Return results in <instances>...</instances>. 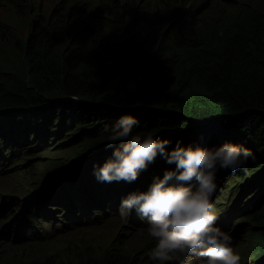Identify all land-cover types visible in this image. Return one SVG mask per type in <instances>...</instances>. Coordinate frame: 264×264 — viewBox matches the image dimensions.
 <instances>
[{
    "label": "trees",
    "instance_id": "16d2710c",
    "mask_svg": "<svg viewBox=\"0 0 264 264\" xmlns=\"http://www.w3.org/2000/svg\"><path fill=\"white\" fill-rule=\"evenodd\" d=\"M36 18L34 13L23 18L24 25L32 26L29 43L11 44L16 33L0 25V36L10 47L11 55L0 58V123L10 125L17 138L9 142L4 137L3 132L9 127L3 123L0 155L3 149L25 151L32 145H36L35 149L45 147L52 139L65 136L69 139L66 144L84 139L66 157H84L95 152L93 143L98 142L101 147L102 141L107 144L101 135L105 125L130 114L138 121L134 131L153 130L162 136L178 132L174 141H170L171 147L177 141L183 146L203 147L233 142L253 152L256 159L249 160L246 171L221 170L217 174V178H228L230 189L219 202L238 193L243 176L247 179L256 174L255 179H247L248 184L256 190L260 186L264 189V0L238 8L218 24H205L198 29L181 25L179 29L166 30L165 24L163 29L149 32L141 20L122 19L123 15L116 21L107 19L105 27L92 22L43 25ZM118 75L126 81L148 85V94L143 88L145 94L134 92L126 99L111 98L106 102L81 99L74 103L67 101L69 94L50 101L39 93L41 88L61 81L94 86ZM159 91L163 92L164 101H154L153 96ZM124 102L128 106L121 105ZM141 104L144 106L140 107ZM68 130L72 132L64 134ZM31 135L41 138L30 142ZM151 167L153 179L171 166L158 157ZM78 176L77 173L67 176L66 184ZM107 193L88 201L84 207L67 211L64 218L71 220L80 213L74 219L78 225L96 207L103 213L113 210L108 204L114 195L112 190ZM38 215L53 217L49 210H41ZM250 222L262 230L249 232L257 243L255 251H264V209ZM85 264L145 263L112 249L101 260Z\"/></svg>",
    "mask_w": 264,
    "mask_h": 264
},
{
    "label": "rangeland",
    "instance_id": "374dc122",
    "mask_svg": "<svg viewBox=\"0 0 264 264\" xmlns=\"http://www.w3.org/2000/svg\"><path fill=\"white\" fill-rule=\"evenodd\" d=\"M255 2L256 0H0V25L6 27L8 32L16 33L12 38L13 42L12 39L10 41L11 44L19 41L21 43L30 42L32 26L24 25L23 18H28L33 13L37 16V21L43 25L50 23L76 25L92 22L105 27L107 19L116 21L117 17L123 15L122 19L133 17L141 20L144 27H148L149 32H154L155 28L163 29L161 27L165 24H167L166 30L171 27L179 29L181 25L187 27L191 25L198 29L203 28L205 24H218L238 8L253 6ZM119 12L122 14L119 15ZM2 40L3 37L0 36V58L5 59L6 56L11 58L10 47L7 46V42ZM143 88L148 94V85H140L136 80L126 81L118 75L94 86L61 81L40 90L50 100H54L55 96L66 97L69 94L70 97L77 98L78 102L79 99L106 102L111 98L126 99L134 92L145 94ZM153 99L158 102L164 101L163 92H156ZM72 100L75 101L73 98ZM127 104L124 102L121 105L128 106ZM132 106L136 107L137 105ZM143 106L141 104L140 107ZM150 108L147 107V109ZM3 123L9 127L7 132H3L4 137L9 142L12 139H17L14 137V131L10 129L12 128L10 125L1 121L0 127L4 126ZM72 130H68L64 134H68ZM177 134L178 132H175L174 135L157 134V136L159 139L174 141ZM33 137L34 135H31V138ZM68 141L69 139L63 136L61 139H52L45 147L35 149L36 145H32L25 151L14 150L12 158L9 160L5 158L0 163V264H85L89 260L103 258L105 253L111 249H118L129 255L130 258L137 257V260L142 263L154 264L146 255L154 247V241L143 231L146 228L143 223H135L129 219L125 222L116 213L109 216H105L104 213H96L100 217L98 224L83 226L69 224L66 226L63 223L65 211L57 209V203H55L62 197L49 190L48 185L50 184L45 178L49 174L47 171L55 169L56 166H52V164L55 161H61L58 158H70L66 156L84 139L66 144ZM30 142L35 141L31 140ZM105 142L107 143V141ZM101 144L102 147L98 145V142L93 143L95 152H90L87 156L97 155L100 157L112 152L107 144L104 145V141ZM2 145L0 142V148ZM7 150L10 151V149ZM64 150L69 151L64 153ZM11 154L12 151L6 157H11ZM62 169L73 171L75 166L66 162L63 168L55 174L64 173ZM44 176L41 184L40 179ZM246 177H242L240 184L247 185L249 183ZM255 177L256 174H253L252 179ZM242 185L239 194L245 191V187ZM260 191L244 193L246 196H241L240 209H237L234 204L231 209L227 210L223 203H219L225 220L230 217L228 225L231 228L226 232L233 235V245L241 256L240 264L245 261H248V264H263L262 252L251 257L255 244L247 237V233L255 231L251 229L256 228H250L249 220L244 219L264 209V201L259 204V201L264 199V194L257 195ZM32 196L39 198L38 205L52 209L58 217L54 223L37 219L35 207L22 214L24 205ZM65 204L68 205V202ZM238 211H244V213L236 215ZM216 226L220 227L218 221ZM18 231L23 234L28 232L31 235L39 233L40 236L25 240L18 236ZM258 231L261 229L258 228ZM178 264H187V262H178Z\"/></svg>",
    "mask_w": 264,
    "mask_h": 264
},
{
    "label": "clouds",
    "instance_id": "9594fccd",
    "mask_svg": "<svg viewBox=\"0 0 264 264\" xmlns=\"http://www.w3.org/2000/svg\"><path fill=\"white\" fill-rule=\"evenodd\" d=\"M39 93L42 95V92ZM71 98L74 97L68 96L66 99L78 103L77 98H74L75 101ZM137 123L134 116L123 114L116 119L114 124L103 127L101 135L105 136L107 147L112 149L111 154L100 157L93 155L92 157L72 158V156L67 161L65 158L62 160L58 158L61 161L55 162H59V165L54 164L55 162L52 164L56 166L55 169L47 171L49 174L46 178L45 176L41 178L40 182L42 184L45 178L50 184L48 185L49 190L62 197L61 200L55 202L57 209H64V215L67 211L84 207L88 201L112 190L114 196L108 208L113 210L104 215L109 216L116 213L125 222L129 219L135 223H143L146 226L143 231L154 241V247L146 253L154 264H178L184 261L187 264H240L241 256L233 245V235L226 232L231 228L228 225L230 217L225 220V215L219 208L221 202L218 201L224 193L230 190L226 181L228 178L226 176L217 178V174L221 170L232 173L241 169L246 171L249 160L255 161L256 159L254 153L247 147L233 142L203 147L199 144L183 146L180 141H177L175 147H171L169 140L159 139L153 130L134 131ZM37 138L35 136L31 140ZM10 151L3 149L1 155L5 154L4 160L5 158L9 160L14 156L12 155L14 151H12L11 157H6ZM158 157L171 167L151 179L150 177L154 175L151 165ZM63 162L64 164L69 162L75 166V169L73 171L62 169L64 173L56 175L55 172L63 168ZM79 164L80 166L77 167ZM93 167H95L94 171ZM81 169L83 170L80 172ZM73 173L79 176L67 185L66 177L72 176ZM247 179H252V176ZM194 181L195 185H193ZM66 185L67 187H62ZM241 185L239 184V190ZM242 187H245V191L241 194L239 191L234 193L228 201L222 198L221 201L227 210L231 209L234 204L237 209H240L241 196H246L244 193L261 190L257 195L264 194L262 187L257 190L250 184L242 185ZM250 189L252 190L249 191ZM263 200H260L259 204ZM32 201L30 208H26V205ZM38 201L39 198L32 196L24 205L22 214L35 207L37 219L54 223L58 217L52 209L38 205ZM66 202L68 205L65 204ZM41 210H49L53 215L52 219L39 217L38 212ZM96 213L103 212L96 207V211L90 217H84L78 225L74 224V219L80 213L73 215L71 220L64 218L63 223L66 226L69 224L73 226L98 224L100 217ZM242 213L244 211H238L236 215ZM255 214L244 218L249 220V226L253 225L250 228H256L251 229L255 230L249 231L251 233L260 232L258 225L250 222ZM217 221L222 228L216 226ZM249 232L247 237L255 244L251 257L262 252L261 258H263L264 251H255L257 243L249 236ZM18 236L28 240L35 236L39 237L40 234L31 235L28 232L23 234L18 231ZM242 264H248V261Z\"/></svg>",
    "mask_w": 264,
    "mask_h": 264
},
{
    "label": "water",
    "instance_id": "95a60500",
    "mask_svg": "<svg viewBox=\"0 0 264 264\" xmlns=\"http://www.w3.org/2000/svg\"><path fill=\"white\" fill-rule=\"evenodd\" d=\"M112 152H109V154H111Z\"/></svg>",
    "mask_w": 264,
    "mask_h": 264
},
{
    "label": "bare ground",
    "instance_id": "6f19581e",
    "mask_svg": "<svg viewBox=\"0 0 264 264\" xmlns=\"http://www.w3.org/2000/svg\"><path fill=\"white\" fill-rule=\"evenodd\" d=\"M72 99V98H71ZM74 99V98H73ZM74 101V100H73Z\"/></svg>",
    "mask_w": 264,
    "mask_h": 264
}]
</instances>
